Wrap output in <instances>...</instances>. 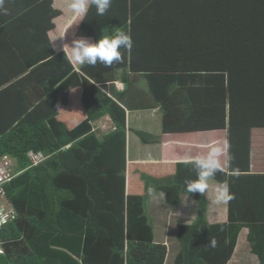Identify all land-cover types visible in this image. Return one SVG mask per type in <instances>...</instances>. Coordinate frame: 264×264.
Returning a JSON list of instances; mask_svg holds the SVG:
<instances>
[{
	"label": "trees",
	"instance_id": "trees-1",
	"mask_svg": "<svg viewBox=\"0 0 264 264\" xmlns=\"http://www.w3.org/2000/svg\"><path fill=\"white\" fill-rule=\"evenodd\" d=\"M13 1L27 12L15 20L0 15V38L9 41L0 49V159L9 156L20 173L5 185L17 216L0 228V264H44L38 238L76 216L86 220L83 264H126L128 257L129 264H165L168 249L154 242L146 196L126 193L127 112L105 89L118 72L147 81L165 133L228 130L230 171L239 174L219 170L211 178L227 180L235 194L229 223L210 225L205 196L187 190L185 181L196 179L191 163L162 181L199 205L196 222L178 227L175 264H228L246 224L255 232L252 253L264 264V174L250 173L251 131L264 128V0H113L104 16L91 6L78 37L97 41L122 28L134 43L120 62L80 70L52 47L48 33L60 14L52 0ZM25 19V28L39 29L21 41L16 23ZM23 41L31 45L32 69L12 83L24 70L15 60ZM74 89L83 91L87 118L70 129L58 113ZM104 116L116 130L100 138L93 123ZM30 154L44 160L34 164ZM142 179L148 186L150 177Z\"/></svg>",
	"mask_w": 264,
	"mask_h": 264
},
{
	"label": "crops",
	"instance_id": "crops-1",
	"mask_svg": "<svg viewBox=\"0 0 264 264\" xmlns=\"http://www.w3.org/2000/svg\"><path fill=\"white\" fill-rule=\"evenodd\" d=\"M52 4L53 9L59 11L60 14L54 18L55 27L49 31L48 36L56 54H60L63 52L60 49L64 43L70 42L74 37L78 38L77 31L82 21L81 18L74 17L70 7L72 0H52ZM5 8L8 10L7 20H15L27 12L26 9L16 7L13 0H6ZM8 15H13V18ZM22 21L16 23L17 27L18 24L21 27L18 31L21 41L25 39L24 37L31 35L30 32L32 33L34 29L35 31L39 29L33 26L30 29L25 28L24 26L29 25L28 20ZM20 22L23 23V27ZM150 32L151 30L143 31L149 35ZM92 40L94 41L93 38ZM2 41L9 42L5 38H0V49ZM30 46L29 42L24 41L19 45L20 51H24V54L16 55L15 60L18 58L20 62L22 61L24 70L12 83L30 76L31 52L27 51L31 49ZM73 66L76 70H80L81 65L73 64ZM129 76L130 78L126 81L124 73L118 72L116 80L108 83L105 88L107 94L120 103L127 112L126 193L129 196H146L144 211L154 232V242L167 247L168 255L165 264H175V259L181 251V244L177 238L178 227L193 225L196 222L199 217V205L192 194L182 193V188L162 181L172 182L176 177L179 164L189 163L188 161L196 156L206 155L209 145L212 144L224 145L226 143V150L220 158L221 170L232 174L228 130L165 133L163 130L164 113L149 90L147 81L134 74ZM27 82H30L29 79ZM26 94H29L28 90ZM82 94L81 89H74L68 105L59 110L58 119L66 123L70 129L75 128L87 118L82 103ZM186 114L181 113V117ZM115 130L116 126L110 116H104L93 123V132L100 138ZM250 173L264 174V128H254L251 131ZM142 175L150 177L148 186L143 181ZM207 184L208 187L203 195L206 200L208 223L210 225L229 223V202L226 204L216 202V188L221 183L210 177ZM85 227L86 220L76 216L67 223H61L58 227L59 232L55 235L46 230L37 240V251L44 264H57L58 262L83 264ZM253 234H251L250 224L242 228L237 247L228 264H259L258 256L252 253L250 246L249 236ZM258 238L262 241L264 236ZM128 259L129 257L126 258V264H129Z\"/></svg>",
	"mask_w": 264,
	"mask_h": 264
},
{
	"label": "clouds",
	"instance_id": "clouds-1",
	"mask_svg": "<svg viewBox=\"0 0 264 264\" xmlns=\"http://www.w3.org/2000/svg\"><path fill=\"white\" fill-rule=\"evenodd\" d=\"M5 2L6 0H0V15L8 14ZM112 2L113 0H72L70 7L74 17L81 18L82 21L87 17L90 6L95 7L97 16H104L109 11ZM133 43L130 30L125 31L122 28H114L111 34L102 35L95 42L90 37H74L70 42L64 43L60 50L63 51L65 58L74 65L95 66L99 62L109 67L114 61L120 62L122 60V50L130 51ZM226 147V143L224 145H209L206 155H199L188 161L194 166L196 172V179L185 181L187 190L190 193H203L207 189L208 179L214 177L217 171L221 170L220 158L223 156ZM232 174L238 175L239 173L236 171ZM234 198L235 194L230 191L227 180L216 188L217 203L226 204ZM215 243L214 240L210 242L212 246H215Z\"/></svg>",
	"mask_w": 264,
	"mask_h": 264
},
{
	"label": "built area",
	"instance_id": "built-area-1",
	"mask_svg": "<svg viewBox=\"0 0 264 264\" xmlns=\"http://www.w3.org/2000/svg\"><path fill=\"white\" fill-rule=\"evenodd\" d=\"M30 155L34 164H39L44 160L41 154ZM19 173L17 171V164L13 163L8 156L0 159V228L16 219V211L6 198L5 185L19 175Z\"/></svg>",
	"mask_w": 264,
	"mask_h": 264
},
{
	"label": "rangeland",
	"instance_id": "rangeland-1",
	"mask_svg": "<svg viewBox=\"0 0 264 264\" xmlns=\"http://www.w3.org/2000/svg\"><path fill=\"white\" fill-rule=\"evenodd\" d=\"M255 263H256V261H255ZM247 264H250V263H247ZM252 264V263H251Z\"/></svg>",
	"mask_w": 264,
	"mask_h": 264
}]
</instances>
